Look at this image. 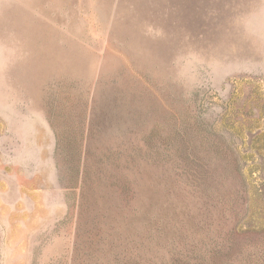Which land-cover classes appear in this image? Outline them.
Returning <instances> with one entry per match:
<instances>
[{"label": "rangeland", "instance_id": "374dc122", "mask_svg": "<svg viewBox=\"0 0 264 264\" xmlns=\"http://www.w3.org/2000/svg\"><path fill=\"white\" fill-rule=\"evenodd\" d=\"M0 264H264V0H0Z\"/></svg>", "mask_w": 264, "mask_h": 264}]
</instances>
